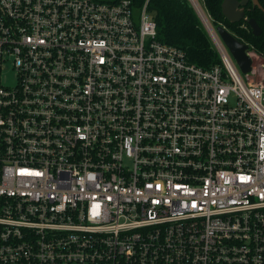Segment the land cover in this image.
<instances>
[{"label":"built area","instance_id":"obj_1","mask_svg":"<svg viewBox=\"0 0 264 264\" xmlns=\"http://www.w3.org/2000/svg\"><path fill=\"white\" fill-rule=\"evenodd\" d=\"M157 37L148 2L0 0V264H264V85Z\"/></svg>","mask_w":264,"mask_h":264},{"label":"trees","instance_id":"obj_2","mask_svg":"<svg viewBox=\"0 0 264 264\" xmlns=\"http://www.w3.org/2000/svg\"><path fill=\"white\" fill-rule=\"evenodd\" d=\"M117 3L120 0H101ZM134 11L139 13L147 0H131ZM205 10L212 19L216 29L219 25L237 37L242 43L250 46V52L264 56V13L253 6L250 1L246 6V18L255 19L263 33L256 37L248 21L231 23L222 13L223 0H202ZM241 1V0H240ZM264 8V0H259ZM148 11L157 24L158 41L177 47L186 53L190 63L204 69L222 66V60L201 18L189 0H149ZM211 36V37H210Z\"/></svg>","mask_w":264,"mask_h":264},{"label":"water","instance_id":"obj_3","mask_svg":"<svg viewBox=\"0 0 264 264\" xmlns=\"http://www.w3.org/2000/svg\"><path fill=\"white\" fill-rule=\"evenodd\" d=\"M250 1L253 2V6L255 8H258L264 13V8L260 4L259 0H241V1L240 0H223L222 13L225 16V18L231 23H239L243 20L248 21V24L252 29L253 35L256 37H259L263 33L261 27L258 25L255 19L248 20L246 18L245 8L249 4ZM216 32L224 48L228 50V52L230 53V55L232 56V58L238 65L242 74L250 75L253 71V59L251 57L250 46L248 44H245L239 41L235 35H233L230 31H228L222 25H219L216 28Z\"/></svg>","mask_w":264,"mask_h":264},{"label":"rangeland","instance_id":"obj_4","mask_svg":"<svg viewBox=\"0 0 264 264\" xmlns=\"http://www.w3.org/2000/svg\"><path fill=\"white\" fill-rule=\"evenodd\" d=\"M193 1V4H195L194 6H196V4L197 5H201V10H202V12L203 13H205V7H204V4H203V1L202 0H192ZM198 1H199V3H198ZM148 2V4H149V0H147L146 1V3ZM145 3V4H146ZM197 7V6H196ZM195 7V8H196ZM196 10L198 11V13L200 14V11H199V9L198 8H196ZM208 13V12H207ZM206 14V13H205ZM204 14V15H205ZM209 14V13H208ZM206 16L208 17V15L206 14ZM210 16V15H209ZM200 18H203L202 17V15H200ZM208 19H209V21H210V23H211V25H212V27L214 28V26H213V24H212V19H211V17H208ZM202 20V19H201ZM202 23H203V21H202ZM203 25H204V23H203ZM214 30H216L215 28H214ZM207 31H208V29H207ZM209 32V31H208ZM210 34V33H209ZM212 38V37H211ZM212 41H213V39H212ZM213 43H214V41H213ZM214 45L216 46V44L214 43ZM252 53V52H251ZM251 57H252V59H253V71H252V73L250 74V77L253 79V81L256 83V84H261V85H264V56H262V55H256V54H251ZM244 78L246 79V76L244 75Z\"/></svg>","mask_w":264,"mask_h":264},{"label":"bare ground","instance_id":"obj_5","mask_svg":"<svg viewBox=\"0 0 264 264\" xmlns=\"http://www.w3.org/2000/svg\"><path fill=\"white\" fill-rule=\"evenodd\" d=\"M191 2H192V4H193V1L192 0H190ZM198 3H199V1H198ZM200 4V3H199ZM193 5H195V4H193ZM197 6V7H196ZM196 6H194V7H196V8H198L199 9V11H200V14L198 13V11H197V13H198V15H199V17H200V15H202V17L203 18H201L202 19V21H203V23L205 24V26H206V28L208 29V31H209V33H212L213 34V30H212V27H211V25H210V23H209V20H208V17H209V15H208V13H207V11L206 10H204L205 11V13L208 15V17L206 16V14L205 13H203L202 12V10H201V5H197L196 4ZM195 8V9H196ZM205 9V8H204ZM205 14V15H204ZM215 32H216V30H214ZM211 34V36H212V38H213V35ZM216 35H217V32H216ZM214 37H215V35H214ZM217 37H218V35H217ZM216 38V37H215ZM218 39H219V37H218ZM213 40H214V38H213ZM216 40H217V38H216ZM220 40V39H219ZM214 43H215V40H214ZM220 43H221V41H220ZM216 44V43H215ZM219 49H220V51L222 52V53H225L226 51H225V48H224V46H223V44L221 43V47H219L218 46V44L216 45Z\"/></svg>","mask_w":264,"mask_h":264},{"label":"flooded vegetation","instance_id":"obj_6","mask_svg":"<svg viewBox=\"0 0 264 264\" xmlns=\"http://www.w3.org/2000/svg\"><path fill=\"white\" fill-rule=\"evenodd\" d=\"M208 20H209V19H208ZM209 23H210V21H209ZM210 25H211V23H210ZM204 26H205V24H204ZM211 27H212V25H211ZM205 28H206V26H205ZM206 29H207V28H206ZM212 30H213V34H212V33H210V34L213 35V38H214V40H215L216 45L218 44V46L221 47L220 40L218 39V37H217V35H216V32L214 31V28H213V27H212ZM214 35H215V37L217 38V40H216V38L214 37Z\"/></svg>","mask_w":264,"mask_h":264}]
</instances>
